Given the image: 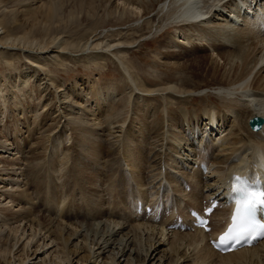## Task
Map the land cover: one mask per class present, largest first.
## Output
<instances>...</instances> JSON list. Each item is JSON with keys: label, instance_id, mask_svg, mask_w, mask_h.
Instances as JSON below:
<instances>
[{"label": "bare ground", "instance_id": "bare-ground-1", "mask_svg": "<svg viewBox=\"0 0 264 264\" xmlns=\"http://www.w3.org/2000/svg\"><path fill=\"white\" fill-rule=\"evenodd\" d=\"M135 1L137 5L132 1L117 0L123 7L121 17L128 15L137 18L139 14L143 16L144 25L148 24L152 18L150 8L159 3L160 11L157 14L165 16H161L162 24L152 32L173 28L175 38L167 37L170 42L175 39L178 45L204 44L208 51L217 54L214 57L221 59V63L225 65L224 78L228 85L213 92L219 102L215 106L205 107L202 113L196 109L189 111L183 107H168L173 99L186 100L183 98L185 93L177 90L179 88L159 90L160 99L165 110L169 112L167 119L163 120L158 129L152 130L146 126H150L152 113L139 117L135 112L137 116L130 118L119 152H115L120 154L122 151L121 155H126L124 166L129 170H117L119 168L116 167L110 177L102 171L101 163H97L100 160L93 158V168L87 170L92 173L89 181L84 183L81 182L82 178H75L77 181L72 185L73 196L67 192L69 184H65L63 189L58 188L59 190H56L57 184L54 185V196L52 201L48 200L51 204L46 203V207L42 206L41 210L32 198V192L28 193L22 189L19 183L21 156L17 155L20 148L15 146L18 150L14 153V148L7 147L8 142L0 140V211L9 212V218L7 217L6 222L3 220L5 223L0 226V264H264V241L252 248L221 254L209 246L210 233L201 230H169L166 220L160 222L159 230V225L139 217L134 209L132 210L133 200L148 199L146 191L142 190L144 185H152L151 188H155V191L160 189V195H163L161 191H167V201L170 200L172 209L176 208L181 214H187L188 211L185 210L200 207L204 200L216 196L223 205L212 215V225L214 230L218 231L222 227L221 222L227 210L224 205L225 195L230 192L228 185L234 175L241 172L253 179L260 173L264 175V125L260 130L250 127L251 130L241 125V120L246 115L250 118L264 117V36L261 32L264 23V0H244L243 5H239L238 0ZM12 2L11 6H6L0 0V63L11 67L15 58L22 57L33 68V74H26L25 78L23 75L31 68L22 72L21 77L12 78L13 82L16 81L15 78H22L20 85H12L13 89L18 87L12 95L20 93L23 90L20 87L28 85L30 78L38 77V72L45 76L48 74L42 60L59 65L64 54H72L73 59L79 61L77 54L81 53L85 57L88 54H96V61L105 60L101 54H109L108 49L117 45L112 43L104 46L102 42L96 41L97 37H93L91 41L79 44V47L75 48L76 52H71L63 39L64 36L53 35L54 31H51L56 27L53 24L59 16V9L54 0ZM72 15L71 19H75V14ZM37 30L42 32L40 39L36 38ZM177 43L171 44V49H175ZM232 49L240 50V53L233 54ZM229 50L231 52H228ZM48 52L56 55L46 56ZM113 58L119 61L135 95L156 96L154 93H157V90L140 88L141 82L135 80L127 65L122 60ZM9 82H12L11 79ZM46 82L45 78L43 85ZM110 88L106 94L101 91L104 90L101 87L94 89L95 106L88 110L90 117L86 114L82 116L76 111L82 108V99L72 103L69 101L71 96H66V93L58 94L57 91V108L67 120V125L76 130L80 138L88 133L96 139L99 138L102 117L105 112L108 113L107 105L112 104L116 98L113 94L119 91L115 87ZM3 93L0 82L2 109L6 108V103L10 100L7 102L8 98H5ZM170 110L176 112L171 115ZM153 121L155 125L157 122L155 119ZM125 122L122 121L121 125L124 126ZM94 137H87V140L91 141ZM61 139V134L52 139L56 148H60ZM20 141L21 139L19 143ZM79 141L82 140H77ZM143 146L149 151V163L146 160L141 161V156L137 159L135 154ZM83 148V145H79L78 150ZM62 151L57 152L63 155ZM75 155L77 158L81 157L78 151ZM202 161L207 163L210 169L206 174L197 166V163ZM143 169L147 172L146 178ZM78 172L76 171V174H80ZM158 179L160 180L157 181ZM184 182L190 185V191L185 189ZM114 191L117 195L110 202ZM134 216L137 220L147 223L136 224ZM12 221L17 226L11 224ZM167 236L168 239L164 240ZM190 250L192 251L188 253ZM79 254L84 255L79 258Z\"/></svg>", "mask_w": 264, "mask_h": 264}, {"label": "rangeland", "instance_id": "rangeland-1", "mask_svg": "<svg viewBox=\"0 0 264 264\" xmlns=\"http://www.w3.org/2000/svg\"><path fill=\"white\" fill-rule=\"evenodd\" d=\"M128 1H132L137 5L135 0ZM54 2L59 9V16L55 19L57 23L55 21L53 24L56 27L51 29V31H54L53 35L64 36L63 39L65 43L69 45V51L76 52L77 49L75 48L79 47V44L91 41L93 37L95 39L98 38L96 41L99 43L102 42L104 46L112 43L117 45L112 49H108L109 54H101L105 60H97L98 62L94 58L96 54L90 56L88 54L86 55L87 57H85L82 53L77 54L79 61H75L72 54H64V57L61 55L63 60H61L59 65L42 60L41 62L48 69L46 72L48 74L46 76L45 74L41 75V73L37 71L39 76L36 78L33 77L32 79L30 78L28 80V85H26L27 87L21 86L20 88L23 90L20 93L17 92L14 94L15 96L12 94L14 91H17L18 87L13 89V86L14 84L15 86L20 85V79L22 78H15L16 81L14 82L12 78L16 76L21 77L22 72H27V70L31 68V70L23 75V78H25L26 74H33V72H31L33 68L30 64L28 65L22 57L15 58L14 64L11 67H9L8 64L0 63V82L2 84L3 94L5 98H8L7 102L10 99L9 102L6 103V108L2 109L0 106V111L2 112L0 113V140L8 142L9 145L7 147L11 149L14 148V153H17V147L20 148V153L17 155V157L21 156L19 157L21 165V178L19 183L22 189H25L28 193H30L29 191L32 192V198H34L35 202H37L36 204L39 205V210L42 209V206L46 207V203L51 204L50 202L54 196V185L57 184L56 190H59L63 189L65 184H69L67 192L70 196H73L72 185L77 181L75 178H82L81 182L84 183L86 181L88 182L89 177H92V173L89 171L90 168H93V158H98L100 160L97 163H101V169L107 176L114 174L117 168H119L117 170H129L128 167L126 168L124 166L126 155H121L122 151H120V154H116L115 152H119L120 146L122 145V138H124V131L132 116H137L138 114V116L141 117V115L144 116L146 113H152L153 115L150 114L151 118L149 119L150 126L146 125L148 129L152 130L153 128L158 129L163 120L167 119L169 112L165 110V106L160 99L161 91L159 90L164 91L173 87V89L179 88L177 90L183 91L184 93L192 92V96H188L190 98L185 96V101L173 99L169 102L168 107H183L187 108L189 111L196 109V111L202 113L205 107L215 106L216 103L219 102L212 91L215 92L219 90L220 87H226L228 85L226 83L227 80L224 78L225 65L221 63V59L217 60L214 57L217 54L215 55L210 50L208 51L204 44L194 43L193 46H195L193 47L185 44L178 45V41L175 39H172L173 42H170L171 40L169 39L171 36L174 37L175 33L173 28L162 31L158 30L156 33L152 32L162 24L161 16H165L161 13L157 14L158 11H160L159 3L152 6V9L150 8V16L152 18L145 26L142 15L140 16L138 14L140 18L129 17L128 15L121 17L123 7L119 5L117 0H54ZM1 3L6 6H11L13 4L12 0H1ZM71 13L75 14V19H71L73 17ZM35 34L36 38H42V32H40V30H37ZM174 41L178 45L176 46L177 48L175 47L177 51L174 48H172L174 50L171 49V44L173 45L175 43ZM232 51L233 54L240 53V50L232 49ZM228 52L231 51L229 50ZM45 55L50 56L56 54L48 52ZM113 57L118 58L120 61L122 60V62L127 65L133 77L136 78L135 80L138 83L141 82L139 83L140 88L148 91L157 90L158 92L154 93L156 96L135 95L130 84L126 80L127 78L124 76L125 74L119 61ZM8 77L12 82H9ZM45 78L47 82L43 85ZM15 82H17V84ZM50 84L52 85L50 86ZM111 86L119 91L113 94L116 98H112L114 99L112 104L107 105L108 113L105 112L104 117H102V125L99 129L101 133L99 136L100 139H96L90 133L80 138L78 132L71 128L70 125H67V120L58 110L57 106L59 104L56 103L58 101V94L66 93V96H71L69 101L72 103L77 101V99H82L80 102L84 104L82 108L76 111L82 116L85 114L89 116L90 113L88 110L95 106L93 101L94 89L101 87L104 89L101 91L106 94L111 89ZM143 99H145L144 102H142ZM174 112H176V110H170L171 115ZM96 113L98 112L96 111ZM125 119H127L126 122ZM152 119H155V122H157L155 125ZM250 119L249 115H246L241 120V125L251 129L249 126ZM122 121L125 122L124 126L121 125ZM152 125H154V127H152ZM119 126L122 128L120 127L119 129ZM58 134H61L62 138L61 144L59 145L60 148H56V144L52 141ZM146 134H148V132ZM90 136L94 137L91 141L87 140V137L89 139L93 138ZM140 137L142 138V136ZM19 139H21L20 143ZM77 140L82 141L77 142ZM151 141H154V139H151ZM125 143L132 144L128 142ZM79 145L84 146L82 149L83 152H81L82 150H78ZM158 149L160 150L161 147H158ZM58 150H60V152L63 150L62 152H64V154L59 155V152H57ZM164 150L165 145L163 146V151ZM77 151L81 153L80 158H77L75 155ZM144 153L145 155L143 156ZM135 154L137 159L142 157L140 159L141 161L145 162L146 160L148 163L150 162L149 151L145 146H143L139 152L136 151ZM58 159L60 161H58ZM159 167L157 166V168ZM73 168L76 169L73 170ZM88 169L89 171H87ZM75 170L77 172L79 171L78 173L80 174H76ZM146 174L147 172L145 171V178ZM159 180L160 179L157 181ZM151 187L152 185H144V187H142V190H145L148 195L147 202L150 200L152 193V196L155 194L167 199V197H165L167 194L165 192L167 191H161V194L163 192V196L160 195V189L155 191V188ZM116 195L114 191L110 198V202L114 200ZM122 196L126 197V195ZM49 199L51 201H48ZM28 206L30 207L31 204ZM2 212L3 213L0 211V226H3L7 217L9 218V216H7L9 212L4 210ZM42 213L43 212H41V214ZM60 214H62V212ZM133 218L136 220V224L147 223L142 220H137L136 216ZM11 224L17 226L15 222ZM158 224L159 223H156V225ZM13 225L11 227H13ZM160 226L161 225L157 226L158 229ZM159 230H161V228ZM164 230H166V228H164ZM167 239L168 236L164 240ZM191 251L192 250L188 251V253ZM79 255V258H81L84 254ZM76 260H74V263ZM1 264L5 263L1 262ZM180 264H182V262H180Z\"/></svg>", "mask_w": 264, "mask_h": 264}, {"label": "snow or ice", "instance_id": "snow-or-ice-1", "mask_svg": "<svg viewBox=\"0 0 264 264\" xmlns=\"http://www.w3.org/2000/svg\"><path fill=\"white\" fill-rule=\"evenodd\" d=\"M232 191L236 194L234 199L235 212L232 215V224L228 228L222 244L239 242L243 238L256 240L264 238V223H258L251 219L252 213L259 206H264V190H254L248 187L245 178L236 176L232 185ZM203 226V222H201Z\"/></svg>", "mask_w": 264, "mask_h": 264}, {"label": "water", "instance_id": "water-1", "mask_svg": "<svg viewBox=\"0 0 264 264\" xmlns=\"http://www.w3.org/2000/svg\"><path fill=\"white\" fill-rule=\"evenodd\" d=\"M263 120L261 119L260 122H262ZM256 123L255 120H251V124L254 125Z\"/></svg>", "mask_w": 264, "mask_h": 264}]
</instances>
